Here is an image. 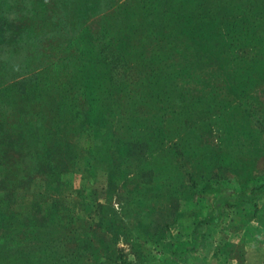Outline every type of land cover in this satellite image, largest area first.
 I'll return each mask as SVG.
<instances>
[{
  "label": "trees",
  "instance_id": "16d2710c",
  "mask_svg": "<svg viewBox=\"0 0 264 264\" xmlns=\"http://www.w3.org/2000/svg\"><path fill=\"white\" fill-rule=\"evenodd\" d=\"M21 7L19 18L1 17L10 41L0 38V48L6 42L15 56L0 58V74L15 71L18 57L30 58L28 72L17 80L0 76V105L20 86L34 98L54 86L52 120L36 113L15 136L32 153L30 168L58 176L78 164L91 187L79 213L65 196L46 203L39 218L6 215L8 204L0 202V264H86V251L70 243L84 238L92 247L90 238L99 234L109 239L92 248L120 242L135 264L146 263L162 251L174 206L200 192L196 180L207 182L216 168L236 172L229 142L243 133L251 153L262 150L254 145L258 138L264 145V114L254 103L264 87V0H56ZM6 11L0 8V16ZM240 119L250 126L237 125ZM12 126L0 121V134ZM11 142L1 144L6 163L18 152ZM94 173L105 176L104 203L92 202ZM112 198L117 212L104 209ZM257 198H264V183L205 198L188 239L172 241L158 264L181 263L196 253L205 228L224 221L226 209ZM78 215L77 229L62 222ZM123 252L111 249L101 264H127Z\"/></svg>",
  "mask_w": 264,
  "mask_h": 264
},
{
  "label": "rangeland",
  "instance_id": "374dc122",
  "mask_svg": "<svg viewBox=\"0 0 264 264\" xmlns=\"http://www.w3.org/2000/svg\"><path fill=\"white\" fill-rule=\"evenodd\" d=\"M53 1L56 3V0ZM53 1L0 0V8L7 9V11L3 13L4 15L0 16V38H5L10 41V35H7L4 27L2 28L4 21L1 17L8 23V20L19 18L22 12H24L17 11L18 8L22 9L21 6H23L25 10L28 8L35 9L36 6L47 5L53 3ZM14 4H17L18 7L12 8L11 6ZM13 23H16V21H12V24ZM1 50L4 52L0 54V58L3 60L11 61L15 56H10V51L6 42H4L3 47L0 48V51ZM20 58L21 57H18L14 60V62L19 63L15 71H7L6 75L0 74L4 80H10V78L13 77L15 78L12 80H17L27 75L28 68H26V66L30 58L29 61H21ZM47 89L53 90L55 87L50 85L46 86L43 91L45 96L37 95V98H34L27 93L22 94L23 87L20 86L18 92L13 90L12 94L6 99H3V104L0 105V121H5L6 125H13L12 127H5L8 132L0 134V150H3L1 144L3 145L6 142H11V140L15 142L17 140L19 144V146H15L16 144H12L11 142L10 148H13V150L18 149V152H14V156L9 163L4 161L3 153L0 155V202H6L8 204V212H4L6 215L14 216L16 214L28 213L31 217L39 218V216L42 215V210H44L46 203L56 201L63 196L74 198L76 202L75 205H77L74 210L79 213L78 211L80 209L78 203L80 198H86L87 195L90 196L89 190L91 186L83 183L82 178H84V174L86 173H82L78 164L74 165V169H62L58 176H49L45 173L46 171L42 172L43 175H41L39 173L40 169L35 167L30 168L34 163L33 159L29 160L32 153H24V146L20 145L22 139L15 136V134L21 132L19 129L20 126L27 127L28 122L26 121L33 119L36 113H38V119L41 121L46 122L52 120L54 115L52 110L55 108V105L51 102V98L55 92L54 90L52 92H46ZM255 96L257 100L254 106L260 109L264 114V87L257 89ZM262 116L263 115L258 114L253 117H257V121H259ZM19 119L21 120L18 121ZM16 123H18V125L14 126ZM262 123L264 124V120ZM237 125L243 128L250 126L249 122L245 121V119L238 120ZM226 130L227 133L230 131L239 132V129ZM230 135H233V132L229 133V136ZM243 136H245L243 133L237 135V137L241 138H234L229 142V147H231L226 148L235 151L236 158L232 166L236 168V172L232 169L231 171L233 174H230L224 171V168H216L213 169V172L216 173H214L212 179L207 182L197 179V189H199L200 192L189 196L186 199L187 201L180 202L174 206L178 214L172 218V226H170L165 236L162 251L157 256L150 254L147 262L142 264H158L163 258L162 256L167 255L172 241L188 239L193 223L201 217L206 210V205L204 203L205 198L208 202H211L216 192L222 188H232V190L238 191L242 186L248 184L257 186L264 183V145H262L261 142L259 143L258 138L254 146H256V148L263 146L262 150L260 152L251 153L249 146L242 141ZM84 137L85 136L81 134L77 138L84 141ZM85 145H83V147ZM233 145L235 147H232ZM78 146L83 148L81 144ZM80 157H82L80 161L83 167L85 163V156H83V154L78 155L76 158L78 161L76 162H79ZM21 158L23 159L20 161ZM243 160H249V162L244 165L246 161L243 162ZM245 167H249L248 172H246ZM94 174V183L91 185L95 188L94 190L97 197L93 201L89 199L93 203L96 201L104 203V201H107L104 199L105 176L97 173ZM114 201L115 198H112L108 205H104V209L110 208V211L114 210L113 212H117L118 206ZM226 212H228L226 218L218 227H207L204 229L196 253L188 255L179 264H264V198H257L252 203L243 204L237 208L236 211L232 208L226 209ZM79 215L73 217L75 221H69V218H66L63 219L62 222H69L72 228L75 227L77 229L78 226L76 225H78L77 223L79 222ZM90 239L92 247H99L101 242H106L109 238L105 237L104 234H99L93 235ZM97 240L100 241V243H96L95 241ZM70 246H77L75 251L78 252L82 250L86 251L84 255V260H87L86 264H101V262L104 261L105 254L109 255L111 249L116 251L118 248L124 251L123 254H125V262L127 264H135L132 256L133 254H131L130 251L128 252L127 247L120 244V242H118L116 246H113L110 242L109 247L103 249V251L85 245L84 238L78 240L73 239ZM93 255L97 256V260L93 259Z\"/></svg>",
  "mask_w": 264,
  "mask_h": 264
}]
</instances>
